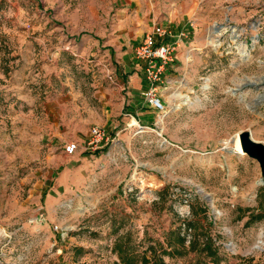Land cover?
<instances>
[{"label": "rangeland", "instance_id": "1", "mask_svg": "<svg viewBox=\"0 0 264 264\" xmlns=\"http://www.w3.org/2000/svg\"><path fill=\"white\" fill-rule=\"evenodd\" d=\"M174 10L207 41L199 71L164 89L154 126L124 125L97 165L66 155L75 118L103 128L110 29L126 22L136 42L144 23L177 26ZM21 57L24 111L0 78V264H121L117 245L143 252L176 227L186 247L207 233L221 264H264V173L237 137L264 145V0H0V72ZM216 101L220 111L201 119L200 103ZM46 126L64 139L37 137ZM163 259L210 264L197 252Z\"/></svg>", "mask_w": 264, "mask_h": 264}, {"label": "crops", "instance_id": "2", "mask_svg": "<svg viewBox=\"0 0 264 264\" xmlns=\"http://www.w3.org/2000/svg\"><path fill=\"white\" fill-rule=\"evenodd\" d=\"M177 15H179L177 10L172 11L170 13V19H174V21H176ZM189 21L182 23L176 21L179 24L175 27L166 26L172 30L174 35L181 31H188L192 32L193 36L190 39L177 41L175 60L167 67L164 75V82L161 90L163 103L165 99L163 95L164 89L169 86H174L180 77L185 78V80H191L197 71H199L208 56L207 41L201 40L200 38H195L196 28L194 26L193 30L190 29L189 26L191 25V22ZM125 25L126 22H121L119 25H115L114 28L110 29V32H108L106 38L104 39L106 46L109 47L108 56L111 62H113L112 76L114 80V88L112 91L109 90L103 94L105 102L109 103V107L105 110V120L102 125L103 129L114 138L113 143L118 141L117 138L119 137L120 132L123 130L124 125H127L128 127L137 126L138 128L154 126L158 118V113L150 107L143 96L144 92L148 89V84L144 78L143 63L136 60L134 57L135 47L141 42L145 33L152 29L155 23H144L141 27L142 36L136 42L131 41L127 37L126 32L122 30ZM175 40V38H169L166 41L174 42ZM100 42L101 41L98 40V45L101 44ZM27 63V59L21 57V65L16 70L7 74L0 72V78H3L7 83L6 85L2 86L3 94L11 97L13 108L15 107V109H22V111H24V109L28 107L29 103H31L29 101L30 98L28 94L29 88L26 86L28 77L25 64ZM218 90L219 89L217 87L212 86L207 89L208 92ZM207 91L205 96L207 95ZM113 97L117 99V104L114 103V107L111 106V100ZM206 97L208 100V96ZM231 103L230 105H235ZM222 105L224 104L218 101L214 103L211 102L210 104L200 103L198 108L201 112V119L208 117V113L211 112L209 108H212L213 112H219ZM19 117L23 118L22 112L20 113ZM23 120L28 121L26 118H23ZM76 121L77 118H75V132L70 134L69 141L78 144L79 150L75 152L72 157H74L75 161H79L80 164H83L86 161L94 158L97 165L98 162L100 163L102 159L106 157L104 150L111 144L94 154L84 152L82 147L88 138L89 130L87 129L86 122H81L78 125L76 124ZM26 126L27 124H23L21 129L24 131ZM26 135L29 134L26 133ZM36 136L42 138V140L51 139L52 143L64 139V136L60 133V130L50 131V133H48L47 126L46 128L39 127L37 129ZM99 168L103 169L104 166L101 165ZM75 174L78 173L75 171Z\"/></svg>", "mask_w": 264, "mask_h": 264}, {"label": "built area", "instance_id": "3", "mask_svg": "<svg viewBox=\"0 0 264 264\" xmlns=\"http://www.w3.org/2000/svg\"><path fill=\"white\" fill-rule=\"evenodd\" d=\"M194 26L195 24L191 22L189 27L193 30ZM189 35L188 31H181L174 35L170 28L155 24L149 32L145 33L141 42L134 49L135 59L143 63L144 78L148 84V89L143 96L157 113H163L165 109L161 90L166 69L176 57L177 41L188 39ZM169 38L176 40L167 42L166 40ZM108 80L113 81L112 75L108 76ZM112 141L113 138L103 128L93 126L89 130L82 150L94 154L107 147ZM78 150L79 145L74 142L66 143L63 147V152L68 156H73Z\"/></svg>", "mask_w": 264, "mask_h": 264}, {"label": "trees", "instance_id": "4", "mask_svg": "<svg viewBox=\"0 0 264 264\" xmlns=\"http://www.w3.org/2000/svg\"><path fill=\"white\" fill-rule=\"evenodd\" d=\"M186 224L191 230L192 225L189 222ZM181 232V227L164 232L163 243H154L143 252H136L125 244L117 245L116 251L119 253L121 264H166L163 257H182L189 252H197L200 263L221 264L223 258L207 233L202 234V238L196 235L186 247V240Z\"/></svg>", "mask_w": 264, "mask_h": 264}, {"label": "water", "instance_id": "5", "mask_svg": "<svg viewBox=\"0 0 264 264\" xmlns=\"http://www.w3.org/2000/svg\"><path fill=\"white\" fill-rule=\"evenodd\" d=\"M239 139V144L241 148L242 155L257 161L260 167L261 174L264 173V145L258 142H255L251 139V135L248 132H240L237 135ZM234 137L231 138L230 142L233 143ZM231 154L238 155L234 150L229 151ZM200 194H203L201 190H198ZM205 199L209 200L207 195H203Z\"/></svg>", "mask_w": 264, "mask_h": 264}]
</instances>
